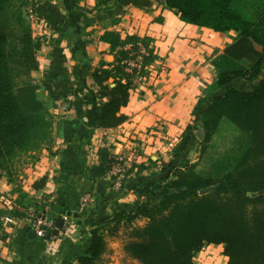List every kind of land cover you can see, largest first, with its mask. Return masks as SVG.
Wrapping results in <instances>:
<instances>
[{"label": "crops", "instance_id": "crops-1", "mask_svg": "<svg viewBox=\"0 0 264 264\" xmlns=\"http://www.w3.org/2000/svg\"><path fill=\"white\" fill-rule=\"evenodd\" d=\"M19 1L25 2L23 18L42 43L39 69L31 72L27 85L37 87L38 98L52 117L53 143L18 159L19 180L14 176L13 183L5 173L0 177V209L6 217L0 227V264H78V257L90 246L89 226L97 216L133 210L146 199L134 190L139 180L159 182L170 174L174 162L191 160L196 142L179 157L173 150L188 125L198 120L215 96L225 93L222 88L207 96L217 79L214 61L237 33L188 24L165 0H125L109 6H99V0H33V21L26 15L29 0ZM104 31H119L123 40L140 37L153 57L141 73L144 80L133 74L135 88L122 110L128 120L113 129L95 127L103 101L97 98L93 73L104 64L116 63L111 44L100 40ZM202 99L206 100L202 103ZM104 148L114 154L139 153L121 193L107 178L100 156ZM43 180L44 186L36 188ZM85 192L94 195V204L81 212L79 201ZM22 195L25 205L28 200L54 201L47 214L54 224L65 218L67 228L43 240L31 236L23 217L7 212V202L14 200L17 206ZM69 211L79 217H69ZM146 222L140 219L137 224ZM123 251L122 240L110 239L105 258L120 264L116 255Z\"/></svg>", "mask_w": 264, "mask_h": 264}, {"label": "trees", "instance_id": "trees-1", "mask_svg": "<svg viewBox=\"0 0 264 264\" xmlns=\"http://www.w3.org/2000/svg\"><path fill=\"white\" fill-rule=\"evenodd\" d=\"M12 1L0 0V177L5 173L14 183L16 162L24 154L41 149L52 136V126L34 87L25 85L21 90L30 105L27 107L17 92V77L39 69L37 54L42 43L34 38L21 13H11ZM123 1L99 0L98 5ZM235 1L165 0V4L188 24L216 33H237L233 43L214 61L218 74L207 96H214L222 88L226 91L213 98L200 114V121L206 135L204 142L209 143L221 120L227 119L246 135V152L220 179L205 177L186 164L159 182L139 180L134 186L136 193L157 198L159 203L144 201L133 210L97 216L98 220L89 226L90 246L78 257V264H107V234L125 223L131 227L125 250L134 264H198L196 255L206 245H222L227 264H264V13L257 21H250L234 9ZM13 18L23 29L17 41L11 39ZM100 40L111 44L116 63L104 64L93 73L99 87L97 98L103 101L97 109L95 127L113 129L128 120L122 110L135 88L133 75L125 71L124 62L132 53L127 46H147V42L136 36L123 40L119 31H104ZM150 54L145 65L153 61ZM236 80H257L259 85L244 92L234 87ZM195 122L188 125L175 146V157L198 141ZM100 156L108 169L109 150L102 149ZM44 183L35 186L42 188ZM213 186L218 187L200 194ZM23 200L24 195L12 214L24 219L36 202L28 200L25 205ZM4 214L0 209V217ZM140 219H147V223L138 225Z\"/></svg>", "mask_w": 264, "mask_h": 264}, {"label": "rangeland", "instance_id": "rangeland-1", "mask_svg": "<svg viewBox=\"0 0 264 264\" xmlns=\"http://www.w3.org/2000/svg\"><path fill=\"white\" fill-rule=\"evenodd\" d=\"M24 7H25V2L19 0L17 1L13 0L11 4V13L13 12L21 13L23 16L25 10ZM234 9L238 13L242 14L246 19L250 21H257L264 13V0H236L234 3ZM25 21L27 23V26H30V23L28 25V21L27 20ZM12 22L14 24V27H12L14 34L11 37V39L12 41H17L18 40L17 38L20 36L21 31H23V29L16 23L15 18L12 19ZM29 77L30 75H26V76L20 75L16 79L17 92L22 104L25 107L30 105L27 103V98L25 97V93L24 95L23 93L21 94V90L24 89L25 85L29 83V79H30ZM256 84L258 86L259 81L255 80L253 83L252 82L246 83V80H236L233 83L234 87L244 92H246V90L253 89L254 86H256ZM30 86L34 87V85H30ZM34 88L36 89V92H39V90H37V87ZM223 91L225 92L226 89ZM47 115L49 117V120H51L52 117L49 112ZM200 119L201 118L199 117L198 120L195 122L197 123L196 133L202 132L205 134ZM51 137L52 136H50L49 140H47V142H45L42 145L41 149L39 150H43L44 148H48V146L52 145L53 140ZM205 137L206 135L204 136V138H200L197 136L198 141L194 144V147L192 149L193 156L191 160H186L185 163L174 162L172 164L174 166L168 168L170 170V173L171 172L174 173L175 169H177L178 167L184 168L186 164H189L191 167L194 168V170L197 173L205 177L220 179L225 175L226 172L231 170L237 164L239 159L246 152V146H247L246 135L244 136L227 119L221 120L217 130L213 132V135L209 143L204 142ZM109 154H114V152H111L109 150ZM138 154L139 153H137V155ZM176 171H180L179 168ZM14 176L15 177L17 176L18 180L20 179L16 171L14 172ZM207 193L200 192V194L202 195ZM144 200L153 204L159 203L157 198L148 199L146 197V199ZM34 207H36V203ZM25 225H26L25 227L28 226L27 223H25ZM130 236H131V227L128 226L126 223L124 225H121L118 229H116L115 232L111 231L110 233L107 234L108 243L110 239H115V238H119L124 242L123 254L116 255V257L119 258L118 262L120 264H134V261L127 255L125 250V245L130 240ZM222 250L223 248L218 245H206L202 249L203 253L201 251L196 255L195 261L199 262L200 264H226L227 259L223 256ZM108 259H106L107 264L110 263L117 264V260H111L110 258L108 261Z\"/></svg>", "mask_w": 264, "mask_h": 264}, {"label": "built area", "instance_id": "built-area-1", "mask_svg": "<svg viewBox=\"0 0 264 264\" xmlns=\"http://www.w3.org/2000/svg\"><path fill=\"white\" fill-rule=\"evenodd\" d=\"M26 15L30 21H33L36 17L33 0H29V5L26 8ZM127 49L132 50V53L130 58L124 62V64H126L125 71L131 75L135 73L141 75L145 68V60L150 56V49L143 43H138L136 45L128 44ZM137 80H144V76H139ZM137 160V155L128 156L125 153L110 154V164L109 168L107 169V178L115 191L120 193L124 191L128 178ZM38 201H36V207L32 206L28 209L27 215L23 219V222L28 224L30 229L37 237L43 239L46 236L47 231H52L55 226L54 221L51 220L47 214L54 201H48L44 199L40 200L39 202ZM7 204V212L13 210L16 206L14 200H9ZM93 204L94 195L91 192H85L80 197L79 208L81 212L88 211L93 206ZM5 218L6 217L3 215L0 217V220L4 221ZM66 226L67 225L64 227L65 229L67 228ZM219 246L222 247V245ZM222 254L227 259V257L224 255V251H222Z\"/></svg>", "mask_w": 264, "mask_h": 264}, {"label": "water", "instance_id": "water-1", "mask_svg": "<svg viewBox=\"0 0 264 264\" xmlns=\"http://www.w3.org/2000/svg\"><path fill=\"white\" fill-rule=\"evenodd\" d=\"M196 135H197L198 137H200V138H204V136H205V134L202 133V132H197ZM217 187H218V186H213V187H210V188L204 189V190L201 191V193H207V192H210V191L216 189ZM67 215H68L69 217H71V216L79 217V214H78V213H73L72 211H69V212L67 213ZM65 225H66V219H65V218H59V219H57V221H56V223H55V229H54L53 231H50V230L47 231V233H46V237H47V238H50L52 235H58V234L60 233V231H61L62 229H64ZM30 235H31V236H36L35 233H34L33 231L31 232Z\"/></svg>", "mask_w": 264, "mask_h": 264}]
</instances>
